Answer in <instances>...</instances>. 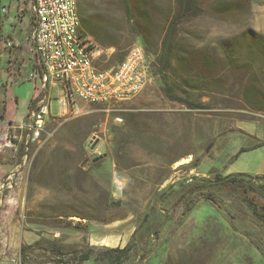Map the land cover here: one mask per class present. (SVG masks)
<instances>
[{"label":"rangeland","instance_id":"1","mask_svg":"<svg viewBox=\"0 0 264 264\" xmlns=\"http://www.w3.org/2000/svg\"><path fill=\"white\" fill-rule=\"evenodd\" d=\"M130 3L131 20L122 0H88L107 31L100 68L135 45L158 64L175 0ZM200 4L175 30L169 70L132 102L60 112L51 91L28 144L25 97L20 121L0 110V264H264V226L247 203L259 209L261 197L246 183L189 193L222 178L224 161L244 171L252 158L238 152L264 129V0Z\"/></svg>","mask_w":264,"mask_h":264},{"label":"built area","instance_id":"2","mask_svg":"<svg viewBox=\"0 0 264 264\" xmlns=\"http://www.w3.org/2000/svg\"><path fill=\"white\" fill-rule=\"evenodd\" d=\"M14 5L18 18L31 19L30 43L36 56V69L28 80L39 84L40 94L29 122L24 126L26 144L40 140L51 114L50 91L59 93L60 112L79 104L110 106L138 98L152 79L151 63L141 45L133 46L122 63L111 70L97 67L104 49L92 38L81 37L74 25L79 0H0V18ZM8 50L13 42L0 37Z\"/></svg>","mask_w":264,"mask_h":264},{"label":"crops","instance_id":"3","mask_svg":"<svg viewBox=\"0 0 264 264\" xmlns=\"http://www.w3.org/2000/svg\"><path fill=\"white\" fill-rule=\"evenodd\" d=\"M11 1L12 0H1L4 4H10ZM14 8V5H12V9L15 12ZM10 14L6 17L0 18V37L13 42V48L8 50L4 49L3 46L0 45V69L12 67V70L9 73H6V76L3 71H0V79L1 77L4 78L8 76L7 81L9 82L8 89L5 91V107L0 108V110L2 111V115H5L6 119H17L20 121L25 115H27L30 110L31 103L37 100V97L40 94V86L37 82L34 83L27 79V75L36 69L37 64L33 46L29 41L31 36V19L29 17L18 18L15 13L13 15L14 17H10ZM25 22H27L28 25L25 24ZM6 27L11 28L10 33L7 35L4 34ZM24 29H27V32H25ZM20 86L24 89H20ZM2 91L3 90L0 87V92ZM52 92L55 94L58 93L56 89ZM21 94L25 97L24 101H26L25 104L27 107V113H25L23 117H18L17 111ZM255 138V144L251 145L249 148L243 147L238 152L239 156L237 155L238 158L236 162H238L239 159L245 155H250L252 158L247 166L244 165V168L241 165L240 168H243L242 170L244 171H239L238 169L236 170L234 168L235 165L233 163L230 164V161L227 160L224 161L225 166L222 169H216L214 174L222 178L236 174H244L245 176L253 178H264V129L260 134H257ZM241 150L245 151L241 152Z\"/></svg>","mask_w":264,"mask_h":264},{"label":"trees","instance_id":"4","mask_svg":"<svg viewBox=\"0 0 264 264\" xmlns=\"http://www.w3.org/2000/svg\"><path fill=\"white\" fill-rule=\"evenodd\" d=\"M123 3V8L125 9L128 18L131 20V3L130 0H122ZM176 3V7H177V12H176V16L173 18V21H171V24L169 26L167 35L165 36V39L163 41V45H162V51H161V55L159 57L158 60V64H153L151 65V72H152V76L157 77L160 76L161 74H163L166 71L169 70L171 61H172V54H171V47H172V40H173V36L175 33V30L177 28V26H179L182 22L193 18V17H198L201 16L202 14H204V9L202 8V5L200 4V0H175ZM79 14H80V21H81V25H80V35L81 37H90L92 38L100 47H102L104 44L106 45L107 43H105V38L107 35V31L106 29H103V26L105 23H103V21L101 20V18L98 15H92L90 10H89V6H88V0H79ZM104 39V41H103ZM144 44V43H143ZM260 45V44H259ZM143 47L145 48V45H143ZM103 48V47H102ZM146 53V52H145ZM147 56V54H146ZM148 57V56H147ZM125 55H123V57L118 58V64L122 63V61L124 60ZM149 59V57H148ZM98 67V66H97ZM101 70H108V68H100ZM158 78V77H157ZM165 79V78H164ZM164 84L168 85V81L164 80ZM168 96H170V92H168L167 94ZM170 97H175V96H170ZM37 100L33 101L31 103L30 109H34L36 106ZM245 150H241V152H244ZM196 167V165H195ZM221 180H225V182L222 185H227V186H231L234 185L236 183H241L244 184L246 183L248 185V187L259 197L262 198V203L260 204L261 208H257L254 203L252 201H248L247 203L249 204V206L251 207V209L253 210V212L255 213L256 217L258 218V220L261 221V223L264 226V184L262 185H258L256 183V181H262L264 182V178L261 177H256L255 178V182H252L251 180L247 179L244 175L242 176H228L225 178H217V181H221ZM196 181V180H195ZM209 181L206 180H199V183L195 184V186H193L190 192H197L200 191L203 188H208L211 187L212 185H208ZM216 185V183H215ZM261 210V211H259ZM161 229H158L154 232V236H158L159 232ZM128 249V247L123 250L122 252L126 251ZM144 257H142L143 259ZM142 261V260H141ZM141 261L139 262V264L141 263Z\"/></svg>","mask_w":264,"mask_h":264},{"label":"water","instance_id":"5","mask_svg":"<svg viewBox=\"0 0 264 264\" xmlns=\"http://www.w3.org/2000/svg\"><path fill=\"white\" fill-rule=\"evenodd\" d=\"M100 158L96 159L94 161V163L98 162ZM236 176H242V175H236ZM245 176V175H244ZM247 179L251 180L252 182H255V178L253 177H250V176H245ZM225 182V180H221V181H218V182H214V181H211V182H208L207 184L208 185H211V184H223Z\"/></svg>","mask_w":264,"mask_h":264},{"label":"bare ground","instance_id":"6","mask_svg":"<svg viewBox=\"0 0 264 264\" xmlns=\"http://www.w3.org/2000/svg\"><path fill=\"white\" fill-rule=\"evenodd\" d=\"M80 14H79V11L76 12V18H74V25L77 26V28H80ZM183 161V160H182ZM185 162H188V161H185ZM179 163V162H178ZM183 163L180 162L179 164L177 165H182Z\"/></svg>","mask_w":264,"mask_h":264},{"label":"flooded vegetation","instance_id":"7","mask_svg":"<svg viewBox=\"0 0 264 264\" xmlns=\"http://www.w3.org/2000/svg\"><path fill=\"white\" fill-rule=\"evenodd\" d=\"M166 215V214H165ZM168 215V214H167ZM170 217V215H168V216H166L165 218H169Z\"/></svg>","mask_w":264,"mask_h":264}]
</instances>
